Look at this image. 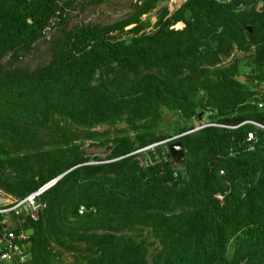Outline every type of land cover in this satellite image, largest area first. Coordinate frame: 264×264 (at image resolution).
<instances>
[{
  "label": "trees",
  "instance_id": "trees-1",
  "mask_svg": "<svg viewBox=\"0 0 264 264\" xmlns=\"http://www.w3.org/2000/svg\"><path fill=\"white\" fill-rule=\"evenodd\" d=\"M171 1L137 0L127 19L72 25L77 0H0V192L16 203L59 178L38 221L24 214L6 231L34 230L20 243L29 259L13 264H55L50 229L81 207L103 214L119 206L153 229L160 248L152 263L142 246L74 235L86 264H264V108L261 89L236 79L243 64L264 80V0H180L170 12ZM154 12L155 31L146 33L143 18ZM115 33L126 38L112 42ZM41 42L49 60L23 63ZM234 50L244 56L230 66H204ZM163 109L186 117L174 141L186 164L178 168L157 147L161 160L144 170L133 153L165 139L153 130ZM207 110L225 127L195 131L193 118ZM123 116L136 135L116 139L108 162L90 164L72 125ZM153 204L184 209L164 215L150 212Z\"/></svg>",
  "mask_w": 264,
  "mask_h": 264
},
{
  "label": "rangeland",
  "instance_id": "rangeland-1",
  "mask_svg": "<svg viewBox=\"0 0 264 264\" xmlns=\"http://www.w3.org/2000/svg\"><path fill=\"white\" fill-rule=\"evenodd\" d=\"M219 1L228 2L230 0ZM252 1L254 5L258 4L256 0ZM87 2L88 0H77L79 6L72 12V25L88 23L113 24L117 21L127 19L133 13V4L136 3L137 0H108L102 5H91ZM182 3L183 2L180 0H172L168 3L170 12L177 10ZM243 9H245V7H243ZM143 21H145L147 25L146 33L154 32V27L157 22V13L154 12L153 14L145 16ZM50 35L51 34H48L47 37H50ZM108 38L112 42H117L126 38V36L123 37L120 33H115L110 34ZM243 56L244 54L242 52L234 50L231 57L224 62L218 65L204 64V66L208 67L210 70L224 69L230 66L234 61L241 60ZM48 60L47 46L44 42H41L38 50L32 55L23 58L22 61L27 65L37 66ZM240 69L242 74L236 77L237 81L252 90L259 91L261 89L258 98L262 101L258 102V105L260 103L264 105V80L252 74L246 65L241 64ZM99 76L100 75L96 77L94 81L95 84L101 83ZM253 103H255V101H253ZM201 115L203 117V114ZM213 117V111L207 110L202 121L193 118L192 123L195 126V131L213 124L211 123ZM185 122L186 117L180 111L169 109L162 110V120L153 130L164 136L165 139L155 145H151L133 153L134 155H138L137 159L142 169H148L151 165L161 160L162 154L158 152L157 147H160L162 152H164L170 144L174 143V141L179 138L177 131ZM72 129L78 134H81V138L76 144L81 146L90 164L108 162V157L111 155L114 148V141L124 136L134 137L137 133L136 130L129 125L127 116H123L114 122L98 124L92 127L76 124L72 125ZM177 167L180 168L179 166ZM0 194L3 193L0 192ZM218 197L222 202L224 201L223 195L218 194ZM193 203H195V201L188 205H184V208L188 209L195 207L196 205ZM119 208L120 206L114 207L103 214H99L96 211L84 215L79 213L77 217H70L68 220L64 219L59 221L55 230L51 231L50 229L52 234V245L59 255L54 263L86 264V246L74 236L83 235L84 233L102 236L109 235L114 238L116 243L121 245L142 246L146 250L148 262L152 263L153 257L160 248V244L154 236L153 229L147 225L137 223L133 218L128 219L122 211L116 212ZM184 208L174 209L170 206L160 204L148 206L150 212L164 215L180 213ZM3 219L4 218L1 217L0 221Z\"/></svg>",
  "mask_w": 264,
  "mask_h": 264
},
{
  "label": "built area",
  "instance_id": "built-area-1",
  "mask_svg": "<svg viewBox=\"0 0 264 264\" xmlns=\"http://www.w3.org/2000/svg\"><path fill=\"white\" fill-rule=\"evenodd\" d=\"M259 108H263L264 105L260 103ZM257 127H261L259 124L250 122ZM207 126L213 127H225L220 124H211ZM248 142L255 140L253 133L248 135ZM59 181V178H56L45 185L40 189L30 194L25 199L16 202L9 203L0 207V217H6L14 214L17 217H21L24 214L29 215L34 221H38L42 212L46 209V204L43 201V196L53 188ZM95 211V210H92ZM88 212L86 207H81L79 213L84 215ZM26 233H22L20 236H17L15 233L11 232L0 238V264H13L14 262L25 263L27 261V255L24 248H21V242L27 239ZM24 247V246H23Z\"/></svg>",
  "mask_w": 264,
  "mask_h": 264
},
{
  "label": "water",
  "instance_id": "water-1",
  "mask_svg": "<svg viewBox=\"0 0 264 264\" xmlns=\"http://www.w3.org/2000/svg\"><path fill=\"white\" fill-rule=\"evenodd\" d=\"M252 32V28H248ZM165 155L168 159H171L176 166L183 167L186 164V157L184 147L181 142H174L164 150ZM5 205V199L3 196H0V207ZM34 234L33 229L26 231L27 237H30ZM33 242V241H32Z\"/></svg>",
  "mask_w": 264,
  "mask_h": 264
},
{
  "label": "crops",
  "instance_id": "crops-1",
  "mask_svg": "<svg viewBox=\"0 0 264 264\" xmlns=\"http://www.w3.org/2000/svg\"><path fill=\"white\" fill-rule=\"evenodd\" d=\"M3 194H0V196ZM4 199H5V203L9 204L12 203L13 200L11 197H8L6 195H3ZM4 219L1 221V226H0V238H1V232H4L3 236L6 235V231L10 228H12L13 226H18L19 222H18V217L15 216L14 214L3 217ZM2 236V237H3ZM27 260H28V256H27Z\"/></svg>",
  "mask_w": 264,
  "mask_h": 264
}]
</instances>
